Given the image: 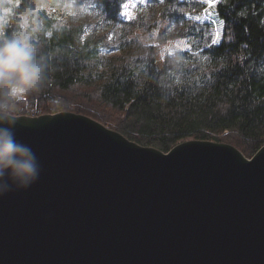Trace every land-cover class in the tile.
Returning a JSON list of instances; mask_svg holds the SVG:
<instances>
[{"label": "water", "instance_id": "water-1", "mask_svg": "<svg viewBox=\"0 0 264 264\" xmlns=\"http://www.w3.org/2000/svg\"><path fill=\"white\" fill-rule=\"evenodd\" d=\"M12 116L40 175L0 196V264H264V146L164 153L83 115Z\"/></svg>", "mask_w": 264, "mask_h": 264}, {"label": "trees", "instance_id": "trees-1", "mask_svg": "<svg viewBox=\"0 0 264 264\" xmlns=\"http://www.w3.org/2000/svg\"><path fill=\"white\" fill-rule=\"evenodd\" d=\"M135 1L36 0L37 10L45 6L37 43L50 70L39 91L11 105V114L49 113L59 101L63 112L89 117L143 147L168 153L188 140L213 141L253 157L264 146V0H219L214 8L205 0H141L161 9L142 26V44L124 15ZM59 2L90 5L106 26H123L130 37L125 45L135 52L102 63L99 44L84 39L82 26L48 16L47 7ZM5 4L22 6L0 0V10ZM221 25L223 40L206 47Z\"/></svg>", "mask_w": 264, "mask_h": 264}, {"label": "clouds", "instance_id": "clouds-1", "mask_svg": "<svg viewBox=\"0 0 264 264\" xmlns=\"http://www.w3.org/2000/svg\"><path fill=\"white\" fill-rule=\"evenodd\" d=\"M21 4H5L0 10V196L12 184L29 188L40 175L35 153L16 138V120L11 115V105L39 91L50 70L37 43L43 31L36 16L40 5L36 0H21Z\"/></svg>", "mask_w": 264, "mask_h": 264}, {"label": "rangeland", "instance_id": "rangeland-1", "mask_svg": "<svg viewBox=\"0 0 264 264\" xmlns=\"http://www.w3.org/2000/svg\"><path fill=\"white\" fill-rule=\"evenodd\" d=\"M43 7L45 6H42L36 11V16L42 21V24L43 18L40 14V11L43 9ZM127 9L129 10L127 12V16H129L128 21L134 24V30L136 31L133 38H137L139 41L138 43L142 44L141 41L143 43L145 42V37H143V34H141L142 26L144 27L149 23H153L161 9L154 8L151 5H148L146 2H142L141 0H137V2H131ZM46 10L48 16L51 19H56L59 21L57 24L72 23L77 26H82L85 32L84 39H90L93 42L99 44L101 51L100 61L102 63H106L107 61L113 59L126 58L135 52L129 50V47L125 45L127 40L130 38L128 35L129 32L125 30L123 26L112 29L109 26L103 24L98 16V12L90 7V5L82 8H76L73 4L59 2L55 7H47ZM138 30H140V32H138ZM162 52L164 53V50L162 47H160L158 55L162 54ZM145 53L146 50L143 54ZM137 55H141V52L139 51ZM103 70V67H101L100 72H103ZM21 100L13 103L12 105H18ZM52 108H54V105L50 107L49 113L51 112ZM59 109V112H63L61 103L59 105Z\"/></svg>", "mask_w": 264, "mask_h": 264}, {"label": "snow or ice", "instance_id": "snow-or-ice-1", "mask_svg": "<svg viewBox=\"0 0 264 264\" xmlns=\"http://www.w3.org/2000/svg\"><path fill=\"white\" fill-rule=\"evenodd\" d=\"M206 4L209 8H214L217 6L219 0H205ZM124 15H128L124 13ZM198 19V18H197ZM223 40V30L222 25L218 27L217 31L214 33L213 38L211 39V43L207 44L206 47L212 48L214 46H218V44ZM154 46V45H153ZM186 49H181V51H185Z\"/></svg>", "mask_w": 264, "mask_h": 264}, {"label": "built area", "instance_id": "built-area-1", "mask_svg": "<svg viewBox=\"0 0 264 264\" xmlns=\"http://www.w3.org/2000/svg\"><path fill=\"white\" fill-rule=\"evenodd\" d=\"M53 105H54V108L51 109V112L49 114H57V113H59V111H60V109H59L60 102L59 101L58 102L55 101ZM26 113L27 114L25 116H29V117H39V116L47 114V113H45V110L42 109V108H40V109H37V108L28 109Z\"/></svg>", "mask_w": 264, "mask_h": 264}]
</instances>
